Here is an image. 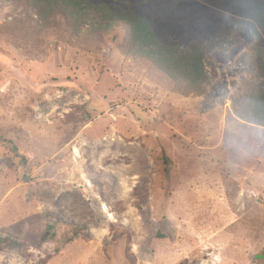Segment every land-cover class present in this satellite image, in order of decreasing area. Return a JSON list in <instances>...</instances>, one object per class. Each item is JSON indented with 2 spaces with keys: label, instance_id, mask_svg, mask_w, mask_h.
Returning <instances> with one entry per match:
<instances>
[{
  "label": "rangeland",
  "instance_id": "rangeland-1",
  "mask_svg": "<svg viewBox=\"0 0 264 264\" xmlns=\"http://www.w3.org/2000/svg\"><path fill=\"white\" fill-rule=\"evenodd\" d=\"M245 35L183 95L122 34L74 36L0 0V237L24 245L0 264H264V129L231 110Z\"/></svg>",
  "mask_w": 264,
  "mask_h": 264
},
{
  "label": "trees",
  "instance_id": "trees-1",
  "mask_svg": "<svg viewBox=\"0 0 264 264\" xmlns=\"http://www.w3.org/2000/svg\"><path fill=\"white\" fill-rule=\"evenodd\" d=\"M25 1L54 20V29L93 40L117 41L123 36L121 48L127 55L150 62L178 85L185 83L183 95L203 94L214 78L216 52L227 53L246 34L247 77L232 98L231 110L254 131L264 129V0ZM4 141L12 147L16 162L28 166L16 143ZM35 176L30 172L22 181L29 183ZM57 223L46 230L55 232ZM71 232L68 242L86 236L80 227ZM0 249L23 253L24 245L7 234L0 237ZM259 257L264 258V250Z\"/></svg>",
  "mask_w": 264,
  "mask_h": 264
},
{
  "label": "built area",
  "instance_id": "built-area-1",
  "mask_svg": "<svg viewBox=\"0 0 264 264\" xmlns=\"http://www.w3.org/2000/svg\"><path fill=\"white\" fill-rule=\"evenodd\" d=\"M73 154H74L76 157H79V154H76V153H75V148H73Z\"/></svg>",
  "mask_w": 264,
  "mask_h": 264
},
{
  "label": "bare ground",
  "instance_id": "bare-ground-1",
  "mask_svg": "<svg viewBox=\"0 0 264 264\" xmlns=\"http://www.w3.org/2000/svg\"><path fill=\"white\" fill-rule=\"evenodd\" d=\"M78 153V152H77ZM103 209H105V211L107 210L105 206H103ZM111 216V215H110Z\"/></svg>",
  "mask_w": 264,
  "mask_h": 264
}]
</instances>
